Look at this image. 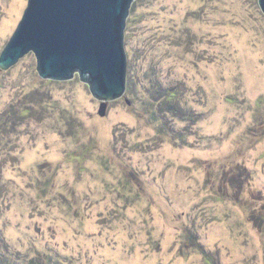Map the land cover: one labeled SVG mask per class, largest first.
Masks as SVG:
<instances>
[{"label": "rangeland", "instance_id": "374dc122", "mask_svg": "<svg viewBox=\"0 0 264 264\" xmlns=\"http://www.w3.org/2000/svg\"><path fill=\"white\" fill-rule=\"evenodd\" d=\"M27 5L0 0V54ZM124 45L133 83L103 117L33 52L0 70V254L264 264L259 0H137Z\"/></svg>", "mask_w": 264, "mask_h": 264}, {"label": "water", "instance_id": "95a60500", "mask_svg": "<svg viewBox=\"0 0 264 264\" xmlns=\"http://www.w3.org/2000/svg\"><path fill=\"white\" fill-rule=\"evenodd\" d=\"M137 0H28L22 19L0 54L7 71L33 52L44 80L68 81L76 74L100 101L109 102L127 89L125 30ZM264 13V0H259Z\"/></svg>", "mask_w": 264, "mask_h": 264}, {"label": "trees", "instance_id": "16d2710c", "mask_svg": "<svg viewBox=\"0 0 264 264\" xmlns=\"http://www.w3.org/2000/svg\"><path fill=\"white\" fill-rule=\"evenodd\" d=\"M127 80L128 82H130V85L133 83L132 78L130 79V77L129 78L127 77ZM162 131L163 130L158 128V133L162 134ZM1 242H2V239L0 238V243ZM4 256L0 254V264H18L16 259L11 258L10 255L6 257ZM20 264H63V261L58 259V257L51 255L50 253H37L36 255L26 256L24 262L22 261Z\"/></svg>", "mask_w": 264, "mask_h": 264}]
</instances>
